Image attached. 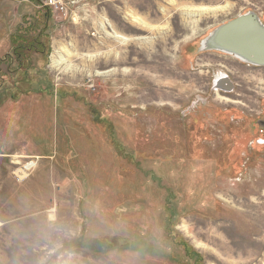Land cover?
<instances>
[{
    "label": "rangeland",
    "instance_id": "1",
    "mask_svg": "<svg viewBox=\"0 0 264 264\" xmlns=\"http://www.w3.org/2000/svg\"><path fill=\"white\" fill-rule=\"evenodd\" d=\"M44 2L0 0V58L20 28L39 33ZM248 12L264 0L51 12L30 75L0 67V85L21 83L0 90V264H264V68L202 50Z\"/></svg>",
    "mask_w": 264,
    "mask_h": 264
},
{
    "label": "water",
    "instance_id": "2",
    "mask_svg": "<svg viewBox=\"0 0 264 264\" xmlns=\"http://www.w3.org/2000/svg\"><path fill=\"white\" fill-rule=\"evenodd\" d=\"M202 50L232 55L242 62L264 66V24L248 12L216 28Z\"/></svg>",
    "mask_w": 264,
    "mask_h": 264
},
{
    "label": "trees",
    "instance_id": "3",
    "mask_svg": "<svg viewBox=\"0 0 264 264\" xmlns=\"http://www.w3.org/2000/svg\"><path fill=\"white\" fill-rule=\"evenodd\" d=\"M47 13L42 15L41 18H36L35 26L38 28L39 33L36 34L34 37L31 36L34 32L33 30H30L29 28H20L15 34H12L10 36V52L9 54L5 55L4 57L0 58V67L1 65L7 64L8 66V74L7 78H14V77H27L30 75L33 67L29 66V57L33 53L35 54H48V50H46V45L42 42V37L45 33L48 31L47 26V19L50 17L51 12L47 8ZM30 40L32 42L30 43ZM14 65H16L15 68H12ZM4 75V77L6 76ZM31 84V83H29ZM21 86V83H17L14 85H11V83L7 82L3 78V83L0 85V90L4 89H11V90H17ZM25 93L18 92V95L15 93L13 94V99H18L21 94Z\"/></svg>",
    "mask_w": 264,
    "mask_h": 264
},
{
    "label": "flooded vegetation",
    "instance_id": "4",
    "mask_svg": "<svg viewBox=\"0 0 264 264\" xmlns=\"http://www.w3.org/2000/svg\"><path fill=\"white\" fill-rule=\"evenodd\" d=\"M256 15H257L259 21L262 24H264V15H261V16L259 14H256ZM38 55H40V54H38ZM219 55H223V54H219ZM228 58L233 60L236 64H238L239 66H242V67H248V68H254V69L255 68H264V66H256L253 64H248V63L242 62L239 59H237L236 57H235V59H237V60L230 58V57H228ZM226 70H228V69H226ZM230 79H231L230 76L226 73L217 75L213 78V85L212 86L217 88V90H216L217 92L225 91L227 88H230V86L228 85V84H230ZM258 125L260 127L259 135H261V138H259L257 140V144L264 146V120L263 119L258 120Z\"/></svg>",
    "mask_w": 264,
    "mask_h": 264
},
{
    "label": "bare ground",
    "instance_id": "5",
    "mask_svg": "<svg viewBox=\"0 0 264 264\" xmlns=\"http://www.w3.org/2000/svg\"><path fill=\"white\" fill-rule=\"evenodd\" d=\"M188 10V9H187ZM199 10H201V9H196V11H199ZM203 10V9H202ZM201 10V11H202ZM191 11V10H190ZM203 11H205V9L203 10ZM207 11V10H206ZM205 11V12H206ZM211 11H212V9H211ZM215 11L217 12L218 10H216L215 9ZM200 12V11H199ZM208 12V11H207ZM214 12V11H213ZM201 13V12H200ZM203 13V12H202ZM134 14V13H133ZM196 14V13H195ZM134 19V18H133ZM137 19H139V18H136L135 19V22L137 21ZM143 21V20H142ZM10 24V23H9ZM145 23H143V25H144ZM146 25V24H145ZM144 25V26H145ZM145 28V27H144ZM152 28V27H151ZM151 28H149V29H151ZM111 37L112 38H115L116 40H118L120 43H125V42H130V41H132V39L130 40V39H127L126 37H123V36H121V35H119V34H117V33H112L111 34ZM134 40V39H133ZM126 44V43H125ZM57 46V45H56ZM59 47V46H58ZM67 55H70V52L68 51V50H66L65 48H59L58 50H56L55 52H54V54H53V56H52V66H56L58 63H59V61H61V60H63L64 59V57L65 56H67ZM56 57L57 58H59L58 59V61H56ZM120 63V62H119ZM62 67V66H61ZM31 165V164H30ZM15 174L17 175V177L20 179V180H22L23 178H25L26 177V174H25V171H24V169H18V171L17 172H15ZM53 217V216H52Z\"/></svg>",
    "mask_w": 264,
    "mask_h": 264
},
{
    "label": "built area",
    "instance_id": "6",
    "mask_svg": "<svg viewBox=\"0 0 264 264\" xmlns=\"http://www.w3.org/2000/svg\"><path fill=\"white\" fill-rule=\"evenodd\" d=\"M43 5L53 14L69 18V13L74 8V0H45Z\"/></svg>",
    "mask_w": 264,
    "mask_h": 264
}]
</instances>
